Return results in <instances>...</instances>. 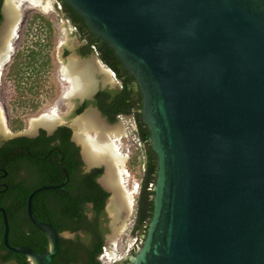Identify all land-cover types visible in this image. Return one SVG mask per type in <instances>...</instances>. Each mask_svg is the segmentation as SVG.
<instances>
[{
  "label": "water",
  "instance_id": "1",
  "mask_svg": "<svg viewBox=\"0 0 264 264\" xmlns=\"http://www.w3.org/2000/svg\"><path fill=\"white\" fill-rule=\"evenodd\" d=\"M64 1L115 51L142 91V123L158 171L155 187L149 185L153 217L147 236L138 233L145 243L130 264H264V0ZM17 4L6 7L0 58L26 5ZM79 41L68 33L62 43L63 52L70 49L66 73L76 78L75 92L89 97L97 73L105 83H114L116 73L96 60V45L95 55L84 56L89 59L78 56ZM80 119L75 139L87 167H108L100 179L111 194L108 247L122 242L130 227V194L117 168L125 160L109 139L111 133L120 139L123 130L106 127L94 113ZM60 122L32 121L18 136L35 135L40 126L52 133ZM63 186L41 187L28 199V217L47 237V251L11 246L8 216L0 208L6 248L29 264H52L61 237L71 239L33 210L38 193Z\"/></svg>",
  "mask_w": 264,
  "mask_h": 264
},
{
  "label": "trees",
  "instance_id": "2",
  "mask_svg": "<svg viewBox=\"0 0 264 264\" xmlns=\"http://www.w3.org/2000/svg\"><path fill=\"white\" fill-rule=\"evenodd\" d=\"M59 1L64 6L66 16L79 27L82 40L87 38L91 40V44L98 47L102 61L125 79V86L128 88L122 105L130 108V98L133 95L131 85L135 78L129 76V71L125 69L115 51L90 31L83 17L64 0ZM44 28L45 34L39 35L43 33ZM35 29H38V32ZM24 37L26 42L30 37L35 38L31 47H27L28 49L20 51L15 56L7 80L15 82L20 87L21 95L28 93L36 95L40 76L51 63L49 51L53 43V25L45 17L37 14L29 20ZM22 103L24 101H18V104ZM32 105L33 109L38 107L35 101H32ZM13 127L21 131L23 123L19 120L15 121ZM71 134L68 128L59 129L53 136H47L46 132L42 131L37 138L19 137L5 142L0 147V168L8 171L11 185L17 183L15 189L20 192L18 201L14 200V204L7 207L10 224L9 241L13 247L28 246L38 252L49 249L47 237L31 223L28 217V199L41 187L64 185L58 190H44L35 196L33 200L35 216L39 221L52 224L59 234L88 231L92 241L88 247L83 245L86 243L82 242L79 236L76 239L61 237L60 251L52 264H99L98 257L106 245L105 234L108 232V229H103L101 219L106 217L110 194L98 182L103 170L86 174L81 169L82 162L78 160L79 153L71 142ZM142 141L148 144L145 149L147 164L139 198L135 232L141 230L144 224L148 226L153 217L154 191L149 190V185L156 183L158 171L157 155L150 147V132L143 124ZM53 156L56 159H53ZM19 207L22 209L21 212H24L22 217L17 215L20 211ZM89 213L93 214L92 219H89ZM147 228L144 229L145 237ZM4 231V220L1 218L0 263L29 264L26 256L13 253L6 248L3 241ZM130 262L121 264H130Z\"/></svg>",
  "mask_w": 264,
  "mask_h": 264
},
{
  "label": "flooded vegetation",
  "instance_id": "3",
  "mask_svg": "<svg viewBox=\"0 0 264 264\" xmlns=\"http://www.w3.org/2000/svg\"><path fill=\"white\" fill-rule=\"evenodd\" d=\"M18 1L19 0H6V1L0 0V41H2L3 36L5 34L6 27L8 25L6 7L8 6V3H10V2H13L15 5H18L17 4ZM23 1L25 3H30V2H27V0H23ZM52 1H53L52 4H56V2L61 3L59 0H52ZM31 5H33V4H31ZM36 7L43 9L41 12L46 13V15H42V16L50 21L48 15L51 12V9L53 6L51 8L49 7V9H45L43 5L42 6H36ZM19 8H20V6L18 7V9ZM38 11H40V10H38ZM27 12L28 11H24L22 14L19 11L20 23H19V28H18L19 31L18 32H20V30H21V24L24 21L25 14L26 15L28 14ZM57 12L62 13V15L64 16L63 19H61L60 23L63 24L64 26L68 27V31L71 35H75V36H78L80 38V41H79L80 45L77 46V48H76L77 55L80 56L81 58H83L84 56H89L90 54H94V52L91 49V47L93 45V44H91L92 41L89 40L88 38L85 40H82L79 27L76 26L72 22V20L66 16V13L64 11V6H63V11L56 10V13ZM37 14L41 15L40 12H36L33 16H35ZM66 19L70 20V22L69 23L65 22ZM74 27L76 28V30L74 29ZM53 28H55L54 25H53ZM35 30L38 32V29H35ZM44 31H45V28L43 29V33H41L39 35L45 34ZM18 34L20 35V33H18ZM23 34H24V32H23ZM43 37H45V36H43ZM43 41H45V40H43ZM69 52H70L69 48L64 49V54H67ZM6 53L3 55V57L1 59L5 58ZM95 57H96V60L97 59L100 60V62L110 70V73H111V71H113L108 65H106L102 61L101 54H100V57H97L96 55H95ZM84 58L89 59V57L88 58L84 57ZM3 70L5 72V68ZM64 70L65 69H63L61 71V73H64V77H65V71ZM2 73H3V71H2ZM43 73H49V71H45ZM128 74H129V76H132V74L130 72ZM98 75L102 76L101 77L102 80H100L98 78ZM95 77L98 80L97 90L95 91V93H93V95H91V96L89 95V97L88 96L81 97V96H79L78 93H76V92L73 93L72 92L73 91V84L71 83V81H68L65 77V80L68 81V83L71 85L69 88V91H68L67 98H66L68 103L64 104V106H63V113H64L63 118L59 117V115H58L59 120L61 122L58 123L57 126L53 128L52 133L49 132V129L40 126L38 132L35 135H30V136H27V135L22 136L21 135V136L11 138L10 140L15 139V138H19V137H28V138L34 139V138L39 137L41 135L42 131H45L47 136H53L59 131V129L68 128L69 130H71L72 134H71L70 139H71V142L75 145V149L78 150V153H79L78 160H80V162H82V165H80V167L84 171V173L89 174V173H93L95 170H103V175L98 179V182L100 184V179L107 172V169H108L107 165L102 163L99 166L95 165V167L89 169L87 167L86 162H85L84 157H83V146H82V144L77 142L75 139V135L80 134L79 133V127L76 124V122L81 120L80 118L84 114L86 115L87 113H94L95 115H97L99 117V119L101 121H103V123L106 125V127L110 128V129L115 128V127H117V128L119 127L118 129L123 130L121 138H120L121 140L117 139L113 133L109 134V139L113 142L114 146H119L117 151H119L121 153L120 154L118 152L119 155L125 159L124 165H118V167H117L119 171L123 172L122 173V183L124 185V184H126L125 178H127V176L131 175V174H129V172L127 171V169L125 167L132 165L135 169H139V173H142V164H143V169H144L145 174H146V164H147V158L146 157L147 156H146L145 151H144L145 155H144V158L142 160V142H143L142 141V124L145 125L144 123H142V113H143V107H144L142 91H141V88H140V85H139L137 79H135V81H133V83L131 85V87L133 89V95L130 98V105H129L130 108H129V107L122 105V102H123L122 100H123L124 94L126 93L127 88H128L125 86V79H122L118 75V73H116V78H114L112 76L114 83H110V82L105 83L104 82L105 75L103 73H97ZM69 94H70V96H69ZM73 94H75V97ZM125 104H127V103H125ZM1 125H2V123H0V127H1ZM75 127H76L77 131H75L76 130ZM90 133H94L96 136V132L94 130H90ZM7 141H9V140H7ZM7 141H5V142H7ZM5 142H2L0 144V147ZM143 145H144V149H146V146H148V144H145L144 142H143ZM150 147H151V145H150ZM53 159H56V157L53 156ZM125 174H127V175H125ZM156 180H157V176H156ZM151 184H153V183H151ZM155 184H154V187H155ZM16 186H17V183H14L11 185L8 171H6L4 168H0V208H4L6 210L7 216H9V214L7 212V207L14 204L13 203L14 200L18 201V199H19L20 192H18L15 189ZM102 188H103V186H102ZM142 188H143V183H141V185H140V189H141L140 195L142 193ZM105 191H107V190H105ZM153 191H154V189H153ZM110 197H111V194H110ZM132 204H133V202H132ZM137 205L139 206V199L137 201ZM90 207H92V206H90ZM17 209L18 208H16V210ZM19 210L20 211L17 212L18 213L17 215H19V217H22V214H24V212H21L22 211L21 207H19ZM137 212H138V210H137ZM105 213H106V217L102 218L101 221H102L103 229H108V232L105 234V237H106V235L111 232V226L109 225V219H108L107 211ZM88 216H89V219L93 218L92 213H89ZM1 218L4 220L2 212H0V219ZM8 220H9V217H8ZM136 220H137V217H136ZM135 226H136V221H135L134 228L132 229V232H135V230H134ZM146 227L149 228V225L146 226V224H144L142 226V229L138 230L136 233H139V235H144L145 234L144 229H146ZM69 233L71 235V239H76V237L79 236L81 238L82 242L86 243V244H83L84 246H88V247L90 246V243L92 241L91 236H90L91 234H89L90 232L81 231L77 234L71 233V232H69ZM138 252L136 253V255L138 254ZM100 255H99V257H100ZM135 256H130L127 261L132 262V260ZM99 257H98L99 264H103L99 260ZM7 264H16V262L7 263Z\"/></svg>",
  "mask_w": 264,
  "mask_h": 264
},
{
  "label": "rangeland",
  "instance_id": "4",
  "mask_svg": "<svg viewBox=\"0 0 264 264\" xmlns=\"http://www.w3.org/2000/svg\"><path fill=\"white\" fill-rule=\"evenodd\" d=\"M42 10L43 9L31 5V3H26L23 12L28 11V14H25L24 21L21 24V30L19 32L20 35H18L12 41L14 50L13 53L10 54V60L8 66L5 68L3 76V82L0 85V109L2 110V114L4 116L5 125L0 127V140L17 137L32 121H34L35 119L38 120L46 114L49 115L54 111H57L58 115H60L59 117L63 118L64 116L63 106L64 104L68 103L65 96L68 95V91L71 85L68 83V81L65 80L64 73H61L63 69H66L62 43L69 33L68 27L60 23L61 19H63L64 17L62 13L50 12L48 15L52 25L55 26V28H53V43L49 51L51 63L50 67L48 69L45 68V70L43 71L45 72L48 70L49 73L42 72L40 76V81L37 85L38 94L35 95L32 93H28L27 95H21V90H19L20 87L17 86L15 82L7 80L8 72L11 65L13 64L15 56L20 51H23L24 49L26 50L32 45V41L34 38L30 37V39L26 42L23 34V32L25 33V31L27 30V23H29V20L36 12H40L41 15H46V13L41 12ZM21 87L23 88L24 85ZM18 101H24V103L18 104ZM32 101H35V103L38 104V107L36 109L32 108ZM18 120L23 123V130L21 131H17L13 127V123ZM3 127L5 128V130ZM144 151L145 149L143 145L142 160L145 155ZM125 168L131 175L125 178L126 184H124V186L128 191L133 192L134 190V192L136 193H134L133 195L134 198L132 204V212L130 213V227L123 241L118 243V245H121L122 243L125 244V241H127V239L131 235H138V233L134 234L132 232V229L134 228L137 217V201L140 197L141 191L140 185L141 183H143V179L145 176L143 164L142 173H139V169H135L132 165H129Z\"/></svg>",
  "mask_w": 264,
  "mask_h": 264
},
{
  "label": "bare ground",
  "instance_id": "5",
  "mask_svg": "<svg viewBox=\"0 0 264 264\" xmlns=\"http://www.w3.org/2000/svg\"><path fill=\"white\" fill-rule=\"evenodd\" d=\"M51 2L50 3H46V4H42L44 7H45V9H49V7L51 8L52 6H53V1L52 0H50ZM27 2H30L31 4H33V5H35V6H42L41 4H40V1L39 0H28ZM19 23H20V18H19V20H18V22H17V24H16V26H15V28H14V30H13V33H12V35H11V37H10V39H9V41H8V43H7V45H6V47H5V49H4V51H3V53H2V55H1V58L3 57V55L6 53V56H5V58L4 59H1L0 58V85H1V83L3 82V76H4V68H3V65L6 63V62H8V60H10V54H12L13 53V50H14V47H13V45H12V40L13 39H15L19 34ZM11 51V52H10ZM8 59V60H7ZM2 71H3V73H2ZM65 77H66V79L68 80V81H71V83L73 84V93L75 92V89H76V78H75V76L72 74V73H66V69H65ZM74 95V97H75V94H73ZM69 96H70V94H69ZM66 98H67V96H65ZM72 97V96H71ZM73 97V98H74ZM55 107H57V106H55ZM48 113V112H47ZM60 116V115H59ZM34 121H60L59 120V117H58V113H57V111H54L52 114H49V115H44V116H42L41 118H39L38 120H34ZM0 123H2V125L1 126H5L4 125V116H3V114H2V110L0 109ZM4 128V127H3ZM123 129V128H122ZM4 130H5V128H4ZM3 130V131H4ZM121 140V139H120ZM116 148L118 149L119 148V146H116ZM123 148V147H122ZM126 150V149H125ZM117 152H119V151H117ZM120 153V152H119ZM119 153H118V155H119ZM121 154V153H120ZM119 158L120 159H124L123 157H121L120 155H119ZM125 160V159H124ZM125 175H127V174H125ZM129 175V174H128ZM127 177H129V176H127ZM132 184V183H131ZM136 187V186H135ZM126 188V187H125ZM127 189V188H126ZM139 189V188H138ZM128 191V190H127ZM129 192V194H130V213L132 212V202H133V195H134V193H136V192H134V190H133V192L132 191H128ZM116 245V244H115Z\"/></svg>",
  "mask_w": 264,
  "mask_h": 264
},
{
  "label": "built area",
  "instance_id": "6",
  "mask_svg": "<svg viewBox=\"0 0 264 264\" xmlns=\"http://www.w3.org/2000/svg\"><path fill=\"white\" fill-rule=\"evenodd\" d=\"M56 10L63 11V5L59 2L53 4L51 12H56ZM65 22L69 23L70 20L66 19ZM74 29L76 30L75 27ZM142 146H143V142H142ZM130 237L127 239V241H125V244H122L124 245L123 254L116 255V252L118 251L119 247H117V245L115 244L105 247L103 264H116L123 258L133 256L135 249L138 251L141 250V246H143L144 243V236H138L136 234V235H131Z\"/></svg>",
  "mask_w": 264,
  "mask_h": 264
},
{
  "label": "clouds",
  "instance_id": "7",
  "mask_svg": "<svg viewBox=\"0 0 264 264\" xmlns=\"http://www.w3.org/2000/svg\"><path fill=\"white\" fill-rule=\"evenodd\" d=\"M134 234H136V232H133ZM122 244H124V243H122ZM118 245V243L116 244L117 245V247H119L118 248V251L116 252V255H119V254H123V247H124V245ZM129 259V257H127V258H123V259H121L118 263H116V264H121V263H124V262H126L127 260Z\"/></svg>",
  "mask_w": 264,
  "mask_h": 264
}]
</instances>
